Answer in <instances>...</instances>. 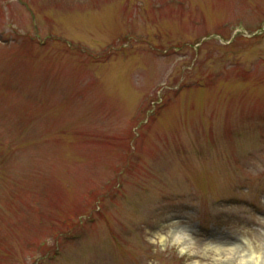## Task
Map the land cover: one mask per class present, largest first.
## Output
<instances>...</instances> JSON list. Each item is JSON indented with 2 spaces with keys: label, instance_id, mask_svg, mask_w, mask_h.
<instances>
[{
  "label": "rangeland",
  "instance_id": "obj_1",
  "mask_svg": "<svg viewBox=\"0 0 264 264\" xmlns=\"http://www.w3.org/2000/svg\"><path fill=\"white\" fill-rule=\"evenodd\" d=\"M212 230L264 264V0H0V264H239Z\"/></svg>",
  "mask_w": 264,
  "mask_h": 264
},
{
  "label": "bare ground",
  "instance_id": "obj_2",
  "mask_svg": "<svg viewBox=\"0 0 264 264\" xmlns=\"http://www.w3.org/2000/svg\"><path fill=\"white\" fill-rule=\"evenodd\" d=\"M209 235L210 237L208 239L218 243L215 252L227 257V263L260 264L258 262L262 252L261 255L256 254L257 250L261 251V246H259L258 243L254 245L247 239H241L231 233L224 234L222 231L219 232L218 230H212L209 232ZM170 239L171 244H181L187 238L182 229L176 228L171 231ZM262 247H264V242L262 243ZM245 250L249 252H245ZM196 256L200 255L196 254ZM200 257L202 258L203 256Z\"/></svg>",
  "mask_w": 264,
  "mask_h": 264
}]
</instances>
